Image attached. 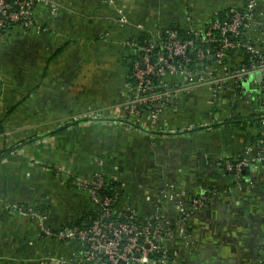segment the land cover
<instances>
[{"label": "crops", "instance_id": "1", "mask_svg": "<svg viewBox=\"0 0 264 264\" xmlns=\"http://www.w3.org/2000/svg\"><path fill=\"white\" fill-rule=\"evenodd\" d=\"M52 1L56 10L35 9L38 30L0 40V264L75 253L76 242L61 249L42 228L84 226L94 206L69 182L96 176L120 192L119 207L147 222L162 213L165 226L206 198L168 242L172 264H264V164L224 168L258 136L254 92L217 110L198 86L156 120L147 109L136 129L125 120L127 42L202 28L243 0Z\"/></svg>", "mask_w": 264, "mask_h": 264}, {"label": "built area", "instance_id": "2", "mask_svg": "<svg viewBox=\"0 0 264 264\" xmlns=\"http://www.w3.org/2000/svg\"><path fill=\"white\" fill-rule=\"evenodd\" d=\"M39 4L57 9L52 0H0V40L15 28L38 30L35 9ZM182 32L185 37L179 29L167 28L158 40L146 37L127 42L134 54L130 63L132 82L127 83V124L136 129L144 109L156 120L163 106L190 96L198 86L208 88L210 104L217 110L220 106L232 110L239 94L254 92L258 136L246 144L241 156L226 161L224 168L239 174L253 164H264V0H243L217 13L202 28ZM154 47L159 52L152 56ZM168 77H176L179 82L175 85ZM69 183L89 194L94 211L84 226H43L44 237L61 249L76 242V252L61 256L55 263L172 264L168 242L175 232L163 225L162 213L147 222L133 208L119 207L118 190L101 193V176L89 181L71 178ZM206 206L203 195L194 196L189 208L179 213L176 229Z\"/></svg>", "mask_w": 264, "mask_h": 264}, {"label": "trees", "instance_id": "3", "mask_svg": "<svg viewBox=\"0 0 264 264\" xmlns=\"http://www.w3.org/2000/svg\"><path fill=\"white\" fill-rule=\"evenodd\" d=\"M180 32H181V37H185V34H184V32H182L181 30H179ZM143 38H145L144 36H141V37H138V40L139 41H142V39ZM159 52V49L158 48H153V52H152V56H154L155 54H157ZM191 56L193 57V54H191ZM131 57L133 58L134 57V54L131 52ZM176 61H177V59H175ZM130 82H132V79H130ZM156 84H160V82L161 81H159V80H156V81H154ZM226 122V121H225ZM116 191V189H115V187H113V184H110V183H108L106 180H104V184H103V187H102V191H101V193H103V194H112L113 192H115ZM119 194H120V192H119ZM178 217H179V214L177 215V218H176V220H175V222L177 221V219H178ZM89 221V220H88ZM175 222L172 224L171 223V225H167V227H170V228H172L173 230H174V232L176 231V227H175ZM70 226H72V225H70ZM74 226V225H73ZM175 235H176V233H175ZM171 255V254H170Z\"/></svg>", "mask_w": 264, "mask_h": 264}, {"label": "water", "instance_id": "4", "mask_svg": "<svg viewBox=\"0 0 264 264\" xmlns=\"http://www.w3.org/2000/svg\"><path fill=\"white\" fill-rule=\"evenodd\" d=\"M256 78H257V80H260V76H257Z\"/></svg>", "mask_w": 264, "mask_h": 264}, {"label": "rangeland", "instance_id": "5", "mask_svg": "<svg viewBox=\"0 0 264 264\" xmlns=\"http://www.w3.org/2000/svg\"><path fill=\"white\" fill-rule=\"evenodd\" d=\"M230 108V107H229Z\"/></svg>", "mask_w": 264, "mask_h": 264}]
</instances>
